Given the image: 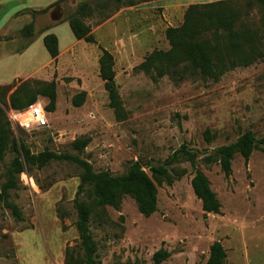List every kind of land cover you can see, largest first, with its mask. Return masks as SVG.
<instances>
[{"label": "rangeland", "instance_id": "rangeland-1", "mask_svg": "<svg viewBox=\"0 0 264 264\" xmlns=\"http://www.w3.org/2000/svg\"><path fill=\"white\" fill-rule=\"evenodd\" d=\"M128 1L0 0V87L10 86L0 88V107L7 112L10 94L27 80L54 82L56 94L47 127L25 130L10 120L12 136L31 153L74 155L94 171L112 174L141 161L150 175V167L168 163L182 146L197 154L194 166L184 160L168 163L173 181L156 183L157 209L150 216L142 215L134 199L125 195L119 208L106 206L91 218L97 264H154L153 254L161 248L170 255L160 264H206L214 241L226 250V264H264V143L247 163L236 154L227 176L218 162L204 160L247 130L264 138V56L218 80L197 77L175 83L163 76L153 81L137 65L151 51L170 47L166 29L182 24L188 5L216 0ZM80 2L89 7L78 15L89 26L93 42L76 39L68 25ZM238 8L237 26L246 23L264 30V3L240 2ZM29 23L31 35L24 30ZM56 24H61L55 28L61 45L50 60L41 36ZM103 49L113 57L114 81L127 113L122 120L109 106L99 75ZM82 91L84 100L75 105L73 96ZM36 101L47 109L46 96L36 93ZM206 130L213 135L211 141L205 139ZM82 138L89 142L76 149L74 140ZM15 156L8 149L0 159V190ZM196 170L206 175L219 199L218 213L204 212L195 196L191 179ZM80 173L76 162L52 159L19 174L10 200L23 219L16 220L0 206V264H51L52 256L63 252L64 258L66 248L79 243L74 198Z\"/></svg>", "mask_w": 264, "mask_h": 264}, {"label": "trees", "instance_id": "trees-1", "mask_svg": "<svg viewBox=\"0 0 264 264\" xmlns=\"http://www.w3.org/2000/svg\"><path fill=\"white\" fill-rule=\"evenodd\" d=\"M247 6L263 4L264 0H216L194 3L187 6L183 22L179 26L168 27L166 37L170 47L166 50H153L137 65V69L147 74L153 81L168 76L175 83L187 78L218 80L225 72L237 67L248 66L262 60L264 34L253 25L241 23L236 25L240 14L238 3ZM127 5H134L129 0ZM97 6H103L102 2ZM86 2H80L77 15L68 19L69 28L76 39L93 42L90 28L78 15L86 10ZM43 10H46L43 9ZM90 12V11H89ZM25 33L31 35L33 23L25 27ZM43 46L53 59L59 54L58 38L54 33H46L42 38ZM99 75L104 81L108 93L109 106L118 120L127 116L114 81L113 57L105 49L99 57ZM9 90L10 86L0 87ZM36 93L48 98L46 111L54 105L55 83L39 80H27L18 85L9 96L8 109H22L36 102ZM85 97L82 91L73 96V103L80 105ZM49 109V110H48ZM205 139L211 141L213 135L206 130ZM89 138L76 139L73 146L83 149ZM264 138L257 139L251 130L245 131L234 142L217 146L204 157L207 162H218L221 171L227 176L231 173V163L236 154H240L247 163L254 149L261 148ZM11 149L17 153L7 169V178L1 185L0 206L10 210L16 220H22L20 208L10 200V190L18 188L19 174L31 166L42 167L50 160L68 159L76 162L80 168V183L74 198L76 210L75 226L78 231L79 243L67 247L64 264H97V245L90 231L91 218L100 216L106 206L119 208L125 195L134 199L138 211L144 216H150L157 209L156 183L171 184L173 176L167 165L174 161L184 160L195 165L197 154L190 152L184 146L163 165L150 167L149 175L138 161L131 162L121 174H112L108 170L94 171L91 165L77 156L66 153L43 151L31 153L29 148L12 136L10 121L6 111L0 107V159ZM180 173L175 170V177ZM191 186L195 196L201 201L206 213H218L220 201L211 189L206 175L196 170ZM170 253L159 249L153 254V263L160 264ZM226 250L219 241H214L209 247L206 264H226ZM126 264H140L139 261Z\"/></svg>", "mask_w": 264, "mask_h": 264}, {"label": "built area", "instance_id": "built-area-1", "mask_svg": "<svg viewBox=\"0 0 264 264\" xmlns=\"http://www.w3.org/2000/svg\"><path fill=\"white\" fill-rule=\"evenodd\" d=\"M7 117L11 122H17L25 130H40L48 126L47 111L36 101L22 109L9 108Z\"/></svg>", "mask_w": 264, "mask_h": 264}, {"label": "crops", "instance_id": "crops-1", "mask_svg": "<svg viewBox=\"0 0 264 264\" xmlns=\"http://www.w3.org/2000/svg\"><path fill=\"white\" fill-rule=\"evenodd\" d=\"M188 3H189V2H188ZM198 3H199V2H198ZM58 25H61V24H56V25H54V26L48 28L44 34L49 33V32H47V31H53V33H54V34L57 36V38H58V42H59V50H60V45H61V44H60L59 33H58V31H55V28L58 27ZM63 25H64V24H63ZM44 34L41 36V41H42V38H43ZM42 44H43V42H42ZM44 48H45V47H44ZM46 52H47V51H46ZM47 54H48V53H47ZM48 55H49V54H48ZM48 58H50V60L52 59L50 56H49ZM51 264H64L63 252H58V254L52 256V258H51Z\"/></svg>", "mask_w": 264, "mask_h": 264}, {"label": "water", "instance_id": "water-1", "mask_svg": "<svg viewBox=\"0 0 264 264\" xmlns=\"http://www.w3.org/2000/svg\"><path fill=\"white\" fill-rule=\"evenodd\" d=\"M140 163H141V161H140Z\"/></svg>", "mask_w": 264, "mask_h": 264}]
</instances>
